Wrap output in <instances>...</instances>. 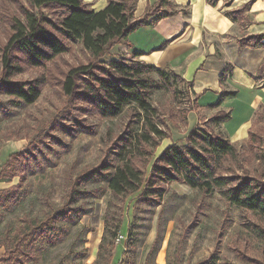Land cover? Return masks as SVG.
Masks as SVG:
<instances>
[{"label":"rangeland","instance_id":"rangeland-1","mask_svg":"<svg viewBox=\"0 0 264 264\" xmlns=\"http://www.w3.org/2000/svg\"><path fill=\"white\" fill-rule=\"evenodd\" d=\"M24 10H30L28 0H0V77L11 26L15 20H23ZM53 10H43V14L53 19L57 14ZM150 38V29L132 34L135 52L149 50ZM130 52L122 41L95 61L75 43L44 67L30 68L25 67L20 53L12 51L14 63L24 66L12 80L38 79L43 85L31 105L0 95V152L3 156L6 150L22 151V166L16 169L21 182L18 177L8 182L4 173L7 186L19 183L21 187L12 200L0 205L1 228L15 226L25 216L44 220L52 217L54 221L55 213L75 208L69 218L57 221V231L52 233L55 241L37 243V260L31 264H94L104 220L120 224L108 264H264V243L255 235L258 230L264 232V218L228 205L217 193L206 195L174 182L165 187L161 198L144 200L139 193L113 196L104 181H91L104 166L117 165L116 150L124 138L130 140L131 134L140 130L141 124L132 108L115 119L98 116L79 97L85 91L80 87L83 79L77 82L72 97L63 94L62 84L68 70L77 66H104L111 60L142 63ZM164 71L169 81L161 90L149 93V100L158 113V124L166 122L171 128V140H163L153 150L146 176L165 146L182 144L194 128L190 116L185 128L178 129L183 124L182 112L193 101L189 85L178 73ZM200 122L208 131L214 129L213 124ZM9 136L12 140H4ZM15 136L21 139L15 141ZM73 189L86 192L74 205L70 203Z\"/></svg>","mask_w":264,"mask_h":264},{"label":"trees","instance_id":"trees-1","mask_svg":"<svg viewBox=\"0 0 264 264\" xmlns=\"http://www.w3.org/2000/svg\"><path fill=\"white\" fill-rule=\"evenodd\" d=\"M136 2L137 0H107L103 9L95 11L83 0H28L30 10H24L23 20H15L12 24V32L1 57L0 95L14 99L17 103L31 105L41 94L43 82L38 79L12 80L24 69L21 63H14L12 51L23 56L25 67L42 68L65 54L69 50V44L77 43L91 58L100 61L123 39L147 25L151 17H154V21H159L177 12L172 8L170 0H157L153 6H148L143 11L142 19H136ZM208 2L215 5L210 0ZM156 7L158 10H155ZM245 7L244 5L239 11H231L226 16L235 20V16H240ZM51 9H55L53 11H57V14H54L53 19H48L43 10ZM239 47L264 48V34L246 36L239 41ZM141 55L140 52L132 53L133 58ZM95 65L96 63L69 69L62 84L63 94L72 97L78 87L77 82L83 79L80 87L85 91L79 97L95 109L98 116L115 119L125 109L132 108L141 128L131 134L130 140L124 138L123 144L116 150L114 156L117 157V165L114 168L104 166L96 179L90 178L93 179L91 181H104L113 196L139 193L144 200L161 198L168 184L182 183L206 195L217 193L228 205L264 218V110L256 114L257 119L249 129L245 143L239 146L214 132L213 128L208 131L202 127L201 122L198 123L187 133L182 144L171 143L155 158L146 176L145 169L153 156V150L163 140H171V128L166 122L158 124V113L149 100V93L165 87L164 84L169 81L168 73L150 64L128 60H111L104 63V66ZM261 70L264 73V63ZM224 72L220 75V83L224 80ZM187 84L191 92L190 84ZM233 95L234 93H222L218 102ZM195 105L193 98L191 107L182 112L183 124L178 129L185 128L187 115L189 111L196 109ZM229 118L228 113L221 111L208 123L217 125ZM20 139L19 136L14 137L15 141ZM4 140H12V137ZM21 153L19 151L9 155L0 169V181H4V173H7L9 181L18 177L21 182L16 170L19 165L22 166ZM141 162L143 164L138 165ZM20 187L18 183L1 191L0 205H6L12 200ZM85 194L86 192L73 189L70 192V203L74 205ZM74 211L75 208L69 207L64 211L60 210L55 213L54 221H51L52 217L44 220L25 216L15 226H0V250H3L0 263L35 262L37 243L55 241L52 233L57 231V221L69 218ZM119 229V222L113 225L104 220L98 258L94 264L109 263L111 252L116 247L114 240ZM255 235L264 243L262 230L256 231ZM108 238L111 242L106 243Z\"/></svg>","mask_w":264,"mask_h":264},{"label":"crops","instance_id":"crops-1","mask_svg":"<svg viewBox=\"0 0 264 264\" xmlns=\"http://www.w3.org/2000/svg\"><path fill=\"white\" fill-rule=\"evenodd\" d=\"M83 1L95 11L107 4V0ZM156 1L137 0L134 18L142 16ZM210 1L215 5L208 0H170L177 10L175 15L159 21L151 17L147 25L138 29H150L152 39L149 50L137 51L142 54L138 60L174 71L190 84L196 109L189 111L187 118L193 116L194 127L201 120L208 123L218 112L228 113L229 120L214 125V131L239 146L245 143L256 114L264 110V48L239 47V41L246 36L264 34V0ZM244 5L235 20L226 16ZM132 34L122 40L130 53L136 48L130 40ZM222 72L225 75L220 83ZM222 93L234 95L218 102ZM5 152L3 156L0 152V169L15 153ZM9 187L0 181V192Z\"/></svg>","mask_w":264,"mask_h":264},{"label":"built area","instance_id":"built-area-1","mask_svg":"<svg viewBox=\"0 0 264 264\" xmlns=\"http://www.w3.org/2000/svg\"><path fill=\"white\" fill-rule=\"evenodd\" d=\"M120 239H121V237H118V238H117V241H119Z\"/></svg>","mask_w":264,"mask_h":264}]
</instances>
